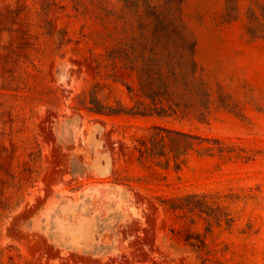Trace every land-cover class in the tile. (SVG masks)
I'll list each match as a JSON object with an SVG mask.
<instances>
[{
  "label": "rangeland",
  "instance_id": "rangeland-1",
  "mask_svg": "<svg viewBox=\"0 0 264 264\" xmlns=\"http://www.w3.org/2000/svg\"><path fill=\"white\" fill-rule=\"evenodd\" d=\"M0 264H264V0H0Z\"/></svg>",
  "mask_w": 264,
  "mask_h": 264
},
{
  "label": "bare ground",
  "instance_id": "bare-ground-1",
  "mask_svg": "<svg viewBox=\"0 0 264 264\" xmlns=\"http://www.w3.org/2000/svg\"><path fill=\"white\" fill-rule=\"evenodd\" d=\"M72 114H73V112H72ZM70 116H72V115H70ZM82 117H83V116H82ZM82 117H81V118H82ZM77 118H78V117H77ZM78 120H79V118H78ZM53 121H54V120H53ZM98 122H99V121H98ZM72 123H73V122H72ZM76 123H77V121H76ZM94 123H95V122H94ZM70 124H71V123H70ZM74 124H75V121H74ZM81 124H82V123H81ZM79 125H80V124H79ZM102 125H104V124L102 123ZM73 126H74V125H73ZM80 126H81V125H80ZM84 126H85V125H84ZM104 126H105V125H104ZM75 127H76V124H75ZM78 127H79V126H78ZM85 128H87V125H86ZM88 128H89V127H88ZM64 129H65V128H64ZM103 129H104V128H103ZM105 129H106V128H105ZM57 130H58V129H57ZM59 130H60V129H59ZM70 130H71V129H70ZM78 130H79V129H78ZM65 131H66V130H65ZM68 131H69V130H68ZM58 132H59V131H58ZM66 132H67V131H66ZM73 132H74V130H73ZM95 133H96V132H95ZM103 133H104V132H103ZM105 133H106V132H105ZM54 134H55V137H56V133H54ZM68 134H69V132H68ZM78 134H80V133H78ZM97 134H98V133H97ZM62 135H63V134H62ZM66 135H67V134H66ZM95 136H96V135H95ZM79 137H80V136H79ZM80 139H81V138H80ZM80 139L78 138L79 141H81ZM103 139H104V137H103ZM74 141H75V140H74ZM74 141H73V142H74ZM79 141H78V144H79ZM105 141H107V140L105 139ZM67 143H68V142H67ZM107 143H108V142H107ZM76 144H77V142H76ZM66 145H67V144H66ZM72 145H73V143L70 145V147H71ZM81 145H83V144L81 143ZM76 146H77V145H76ZM104 146L108 147V145H104ZM61 147H62V146H61ZM74 147H75V146H74ZM79 147H80V144H79ZM106 147H104L103 149L106 150V149H105ZM66 148H67V147H66ZM68 148H69V147H68ZM71 148H72V147H71ZM108 148H109V147H108ZM104 150H103V151H104ZM109 150H110V149H109ZM63 151H64V150H63ZM106 151H107V150H106ZM67 152L70 154L69 151H66V152H64V153L67 154ZM92 152H93V151H92ZM111 153H112V152H110V153H108V154L112 155ZM69 154H67V155H69ZM106 154H107V153H106ZM108 156H109V155H108ZM92 157H93V156H92ZM67 158H68V157H67ZM111 158L114 159V157H112V156H111ZM80 160H81V159H80ZM96 161H97V160H96ZM96 161H94V162H96ZM113 161H114V160H113ZM113 161H111V162H113ZM113 163L115 164V161H114ZM113 163H112V165H113V167H114V164H113ZM102 166H103V165H102ZM84 170L86 171L85 168H84ZM88 171H89V170H88ZM85 173H86V172H85ZM82 174H83V173H82ZM84 175H85V174H84ZM76 176H77V175H76ZM58 182H59V180H58ZM56 183H57V182H56ZM108 185H109V184H108ZM116 185H117V184H116ZM91 186H92V185H91ZM100 186H101V185H100ZM109 186H110V185H109ZM117 186H118V185H117ZM123 186H124V185H123ZM102 187H103V185H102ZM120 187H121V185H120ZM87 188H88V187H86L85 189H87ZM100 188H101V187H100ZM100 188H99V190H100ZM108 188H109V187H108ZM116 188H118V187H116ZM62 189H63V188H62ZM52 190H53V189H52ZM66 190H67V189H66ZM97 190H98V189H97ZM62 192H64V190H63ZM88 192L91 194L92 191H88ZM130 192H131V191H130ZM85 193H86V192H85ZM99 193H101V192H99ZM118 193H119V192H118ZM95 194H96V193H95ZM95 194H94V195H95ZM101 194H102V193H101ZM101 194H99V195H101ZM111 194H112V193H111ZM116 194H117V193H116ZM70 195H71V194H70ZM87 195H88V194H87ZM125 195H126V194H125ZM61 196H62V195H61ZM61 196H60V198H61ZM66 196H67V195H66ZM68 196H69V195H68ZM97 196H98V195H97ZM102 196H103V195H102ZM109 196H110V195H109ZM116 196H117V195H116ZM110 197H112V195H111ZM49 198H50V197H49ZM52 198H53V196H52ZM68 198H69V197H68ZM72 198H73V197H72ZM92 198H93V197H92ZM92 198H91V199H92ZM112 198H114V197H112ZM116 198H117V197H116ZM58 199H59V198H58ZM65 199H66V198H65ZM79 199H80V198H79ZM82 199H83V198H82ZM98 199H99V198H98ZM110 199H111V198H110ZM45 200H46V199H45ZM48 200H49V199H48ZM70 200H71V199H70ZM70 200H69V201H70ZM95 200H96V199H95ZM114 200H116V199H114ZM120 200H121V199H120ZM79 201H80V200H79ZM81 201H83V200H81ZM123 201H124V200H123ZM123 201H122V203H123ZM44 202H45V201H44ZM51 202H52V201H51ZM75 202H76V200H75ZM117 202H118V200H117ZM49 203H50V202H49ZM49 203H48V205H49ZM54 203H55V202H54ZM71 203H72V202H71ZM92 203H93V199H92ZM108 203H109V202H108ZM63 204H64V203H63ZM129 204H130V203H129ZM39 205H41V204H39ZM39 205H38V206H39ZM75 205H76V204H75ZM90 205H92V204H90ZM122 205H123V204H122ZM126 205H127V204H126ZM38 206H37V207H38ZM49 206H50V205H49ZM56 206H57V205H56ZM76 206H77V205H76ZM46 207H47V206H46ZM72 207L74 208V206H72ZM82 207H83V206H82ZM86 207H87V206H86ZM121 207H122V206H121ZM38 208H40V207H38ZM44 208H45V207H44ZM69 208H70V207H69ZM73 208H71V209H73ZM83 208H84V207H83ZM92 208H93V207H92ZM51 209H52V211H54L53 208H51ZM125 209H127V208H125ZM113 210H114V209H113ZM127 210H128V209H127ZM38 211H39V210H38ZM108 211H109V210H108ZM117 211H118V209H117ZM123 211H124V209H123ZM123 211H122V212H123ZM39 212H40V211H39ZM46 212H47V211H46ZM67 212H68V210H67ZM110 212H112V211H110ZM122 212H121V213H122ZM37 213H38V212H37ZM40 213H41V212H40ZM48 213H49V212H48ZM56 213H57V212H56ZM89 213H90V211H89ZM95 213H96V212H95ZM95 213H93V216H94ZM107 213H108V212H107ZM42 214H43V213H42ZM74 214H75V213H74ZM119 214H120V212H119ZM127 214H129V213H127ZM31 215H32V214H30V216H31ZM39 215H41V214H39ZM39 215H38V217H40ZM46 215H47V214H46ZM90 215H91V214H90ZM112 215H113V214H112ZM130 215H131V214H130ZM130 215H129V216H130ZM53 216H54V215H53ZM66 216H67V213H66ZM110 216H111V215H110ZM31 217H32V216H31ZM63 217H64V216L62 215V218H63ZM79 217H80V216H79ZM89 217H90V216H89ZM101 217H102V215H101ZM120 217H121V216H120ZM64 218H65V217H64ZM105 218H106V217H105ZM116 218H118V217H116ZM128 218H129V217H128ZM132 218H133V216H132ZM132 218H131V219H132ZM78 219H79V218H78ZM93 219H95V218H93ZM110 219H111V218H110ZM113 219H114V218H113ZM113 219H112V220H113ZM126 219H127V218H125V221H126ZM38 220H39V218H38ZM38 220H36V218H35V222L38 221ZM52 220H54V219H52ZM74 220H76V219H74ZM102 220H104V219H102ZM112 220H110V221H112ZM115 220H116V219H115ZM129 220H130V218H129ZM57 221H58V220H57ZM92 221H93V220H92ZM95 221H96V220H95ZM127 221H128V220H127ZM70 222H71V221H70ZM43 223H44V222H43ZM71 223H72V222H71ZM78 223H79V222H78ZM107 223H108V221H107ZM113 223H114V222H113ZM121 223H122V221H121ZM121 223H119V224L121 225ZM123 223H124V222H123ZM125 223H126V222H125ZM132 223H133L132 225H134V222H133V221H132ZM36 224H37V223H36ZM47 224H48V222H47ZM54 224H55V223H54ZM108 224H109V223H108ZM110 224H111V222H110ZM128 224H129V223H128ZM130 224H131V223H130ZM130 224H129V225H130ZM44 225H45V224H44ZM95 225H96V223H95ZM125 225H127V223H126ZM130 226H131V225H130ZM36 228H37V227H36ZM53 228H54V227H53ZM123 228H124V227H123ZM128 228H130L131 230H133L132 228H134V227H132V228H131V227H128ZM128 228H127V229H128ZM137 228H138V227H137ZM38 229H39V228H38ZM93 229H94V228H93ZM44 230H45V229H44ZM119 230H122V229H119ZM134 230H135V229H134ZM134 230H133V231H134ZM51 231H52V230H51ZM56 231H57V230H56ZM93 231H94V230H93ZM41 232H42V231H41ZM44 232H45V231H44ZM52 232H53V231H52ZM105 232H106V231H105ZM105 232H103L104 235L106 234ZM121 232H122V231H121ZM129 232H130V231H129ZM45 233H46V232H45ZM45 233H44V234H45ZM112 233H113V232H112ZM125 233H126V230H125ZM134 233H136V231H134ZM47 234H48V233H47ZM50 234H52V233H50ZM78 234H79V233H78ZM78 234H77V235H78ZM118 234H119V233H118ZM45 235H46V234H45ZM81 235H82V234H81ZM104 235H103V236H104ZM131 235H132V232H131ZM67 236H68V235H67ZM105 236H106V235H105ZM117 236H118V235H117ZM123 236H124V234H123ZM132 236H133V235H132ZM55 237H56V236H55ZM69 237H70V236H69ZM98 237H99V235H98ZM90 238H91V236H90ZM50 239H51V238H50ZM50 239H49V240H50ZM82 239H83V238H82ZM100 239H102V238L100 237ZM50 241H51V240H50ZM64 241H65V243H66V240H64ZM96 241H98V239H97ZM101 241L103 242V240H101ZM101 241H100V242H101ZM54 242H55V241H54ZM79 242H80V241H79ZM89 242H90V240H89ZM91 242H92V241H91ZM93 242H94V241H93ZM73 243H74V242H73ZM82 243H83V242H82ZM119 243H120V241H119ZM53 244H54V243H53ZM74 244H75V243H74ZM89 244H90V243H89ZM89 244H88L87 247L90 246ZM97 244H99V243H97ZM117 244H118V240H117ZM117 244H116L114 247H116ZM120 244H121V243H120ZM56 245H57V244H56ZM62 245H63V244H62ZM86 245H87V244H86ZM91 245H92V244H91ZM99 245H100V244H99ZM121 245H122V244H121ZM69 246H71V244H70ZM76 246H77V245H76ZM78 248H79V247H78ZM90 248H91V247H90ZM105 248H106V247H105ZM110 248H111V247H110ZM58 249H60V248H58ZM61 249H62V247H61ZM61 249H60V250H61ZM64 249H65V248H63V250H64ZM68 249H69V248H68ZM75 249H76V248H75ZM80 249H81V248H80ZM117 249H118V248H117ZM69 250H71V249H69ZM69 250H68V251H69ZM76 250H77V249H76ZM102 250H103V248H102ZM113 250H115V249H113ZM66 251H67V250H66ZM82 251H85V250H82ZM97 251H98V250H97ZM99 251H100V250H99ZM105 251H106V250H105ZM116 251H118V250H116ZM76 253H77V252H76ZM95 253H97V252H95ZM100 253H101V252H100ZM111 253H112V252H111ZM81 254L84 255V252H82ZM93 254H94V253H93ZM97 254H98V253H97ZM97 254H94V255H97ZM85 255H86V254H85ZM88 255H89V254H87L86 256L88 257ZM91 255H92V254H91ZM98 255H99V254H98ZM89 256H90V255H89ZM100 256H101V255H100ZM92 257H93V256H91L90 258L92 259ZM96 257H97V256H96ZM98 258H99V256H98L97 258H95V259H98ZM100 258H101V257H100Z\"/></svg>",
  "mask_w": 264,
  "mask_h": 264
}]
</instances>
